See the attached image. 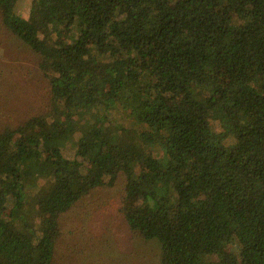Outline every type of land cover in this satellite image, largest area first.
I'll return each mask as SVG.
<instances>
[{"label":"trees","instance_id":"trees-1","mask_svg":"<svg viewBox=\"0 0 264 264\" xmlns=\"http://www.w3.org/2000/svg\"><path fill=\"white\" fill-rule=\"evenodd\" d=\"M16 1L50 96L0 129V264H52L61 215L119 174L160 264H264V0Z\"/></svg>","mask_w":264,"mask_h":264},{"label":"rangeland","instance_id":"rangeland-1","mask_svg":"<svg viewBox=\"0 0 264 264\" xmlns=\"http://www.w3.org/2000/svg\"><path fill=\"white\" fill-rule=\"evenodd\" d=\"M31 1L17 0L14 11L27 17ZM39 61L40 56L4 25L0 14V129L14 128L48 110L49 81ZM108 119L110 124L124 122L113 110ZM61 136L51 142L60 146L65 157L80 160L74 145L78 137L69 144ZM47 191L53 189L48 186ZM124 193L125 178L119 174L113 185L102 183L65 211L52 264H160L159 242L132 231L120 212ZM26 245L30 246L29 240Z\"/></svg>","mask_w":264,"mask_h":264}]
</instances>
